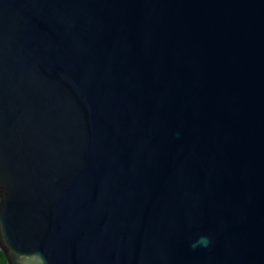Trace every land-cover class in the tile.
Here are the masks:
<instances>
[{
  "label": "water",
  "instance_id": "water-1",
  "mask_svg": "<svg viewBox=\"0 0 264 264\" xmlns=\"http://www.w3.org/2000/svg\"><path fill=\"white\" fill-rule=\"evenodd\" d=\"M0 252L264 264V0H0Z\"/></svg>",
  "mask_w": 264,
  "mask_h": 264
},
{
  "label": "trees",
  "instance_id": "trees-1",
  "mask_svg": "<svg viewBox=\"0 0 264 264\" xmlns=\"http://www.w3.org/2000/svg\"><path fill=\"white\" fill-rule=\"evenodd\" d=\"M0 264H8L4 255L0 252Z\"/></svg>",
  "mask_w": 264,
  "mask_h": 264
},
{
  "label": "clouds",
  "instance_id": "clouds-1",
  "mask_svg": "<svg viewBox=\"0 0 264 264\" xmlns=\"http://www.w3.org/2000/svg\"><path fill=\"white\" fill-rule=\"evenodd\" d=\"M200 242H201V243H206V241H203V240H201Z\"/></svg>",
  "mask_w": 264,
  "mask_h": 264
}]
</instances>
